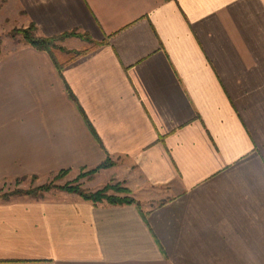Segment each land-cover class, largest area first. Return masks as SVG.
<instances>
[{
  "label": "crops",
  "instance_id": "obj_1",
  "mask_svg": "<svg viewBox=\"0 0 264 264\" xmlns=\"http://www.w3.org/2000/svg\"><path fill=\"white\" fill-rule=\"evenodd\" d=\"M7 1L2 19L93 43L62 71L3 53L0 186L110 158L102 176L168 197L0 199V264H264V0Z\"/></svg>",
  "mask_w": 264,
  "mask_h": 264
},
{
  "label": "rangeland",
  "instance_id": "obj_2",
  "mask_svg": "<svg viewBox=\"0 0 264 264\" xmlns=\"http://www.w3.org/2000/svg\"><path fill=\"white\" fill-rule=\"evenodd\" d=\"M7 3L8 1L5 0L0 10V50L2 55L6 50L17 49L24 45H27L22 35L18 34L20 33V31L29 29L31 27L30 25L21 26L20 24H18V22L2 19L1 13L2 11H4ZM75 40L83 41L78 37L67 38L62 41H58L57 46L58 48H62L67 52H76L78 51V49H82V47L80 46V43ZM55 52L58 56H63V60L69 59V56L66 54V52H62L59 49H56ZM112 162L115 164L113 167H115L117 162ZM102 171L104 170L96 171V168L89 170L69 171L59 173L45 180L28 179L7 183L0 186V199L11 196L12 200L14 198H19L17 196L19 195V192H23L26 194L35 190H40L38 195L22 196L20 198H29L32 200H54L59 197H65L67 195L78 196L76 194H70L62 191L67 187H80L82 190L93 194L102 192L106 188H113L109 189V191L107 192L109 196L132 198L138 205H140V207H142L144 210H148L157 207L162 203V201H160L161 199L168 197V193H166L161 188L152 187L151 189L148 188L145 192H135L129 187L126 181L118 180L116 178L110 179L109 177H104L101 175ZM46 186H49L51 190L42 191L41 189ZM117 189L122 190L123 192H118ZM125 190L129 191V193L124 192Z\"/></svg>",
  "mask_w": 264,
  "mask_h": 264
},
{
  "label": "trees",
  "instance_id": "obj_3",
  "mask_svg": "<svg viewBox=\"0 0 264 264\" xmlns=\"http://www.w3.org/2000/svg\"><path fill=\"white\" fill-rule=\"evenodd\" d=\"M4 2H5V0H0V10H1V7H2ZM18 35H22L23 39L25 40V42L27 43L28 46H30V47L38 50V51L46 52V53L50 54L52 57L55 56V54H56L55 50L56 49H59L62 52H66V54L69 56V59H67V62L65 64H61L57 59H55L56 66L60 69V71H62L66 65L76 61L78 58L85 55L87 53V51H76V52L70 51V52H67L62 48H58V46H57L58 41H62V40L67 39V38L78 37L87 43H90V44L93 43V42H91V40L87 36L82 35V34H78L75 32L65 34L63 36L53 37V38L40 37L38 35V28L35 25H31V27L29 29L20 31V33ZM1 57H2V54H1V50H0V60H1ZM114 165L115 164L112 162V160L110 158H108L102 165H100L98 168H96V171L109 169V168H112ZM109 189H113V188H106L104 191L97 192L94 194L89 193L87 191H84L80 187H67V188H64L62 191L70 193V194H76L80 198L84 199L85 201L92 202L95 205L103 204V203L107 202L109 205H112V206L137 205L138 207H140V205H138L136 203V201L132 198H128V197L127 198H120V197H116V196H109L107 194ZM41 190L42 191H50L51 188L49 186H46V187H43ZM39 191L40 190H35V191H32L30 193H26V194L23 192H19L18 193L19 195H17V196L18 197L35 196V195H38ZM117 191L123 192L122 190H118V189H117ZM124 192L129 193V191H127V190H125ZM3 200H6V201L11 200V196H8V197L4 198Z\"/></svg>",
  "mask_w": 264,
  "mask_h": 264
}]
</instances>
